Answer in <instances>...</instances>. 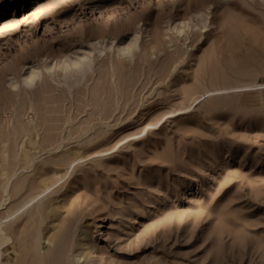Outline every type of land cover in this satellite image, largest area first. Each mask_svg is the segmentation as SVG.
Wrapping results in <instances>:
<instances>
[{
  "label": "rangeland",
  "instance_id": "obj_1",
  "mask_svg": "<svg viewBox=\"0 0 264 264\" xmlns=\"http://www.w3.org/2000/svg\"><path fill=\"white\" fill-rule=\"evenodd\" d=\"M8 178L4 264H264V0H0Z\"/></svg>",
  "mask_w": 264,
  "mask_h": 264
},
{
  "label": "bare ground",
  "instance_id": "obj_2",
  "mask_svg": "<svg viewBox=\"0 0 264 264\" xmlns=\"http://www.w3.org/2000/svg\"><path fill=\"white\" fill-rule=\"evenodd\" d=\"M206 23L207 22L205 19H201L200 25L199 26L195 25V27L199 28L200 31H203L204 29L207 28ZM181 25H183V24H181ZM186 28H188V30L192 29L189 25H185L183 27L176 26V28H174V29H175L177 34H180V35L185 34L187 36V32L185 30ZM139 40H140V34H139V32L138 33L135 32L134 37H132V40L130 42H126V43H122L120 45L118 44L117 46H114L115 41H113L112 46L110 48H108L106 46L104 49H99L98 52H99L100 56H102L107 51V49H116V52H114V51L112 52V53L116 54L115 56L126 57L129 61H132L134 56H135V51L139 48L138 47ZM91 46H94V44H92ZM91 55H92V53L89 52L88 54L81 56L76 60L70 59L69 61L68 60L60 61L58 64H55L52 67L47 66V71L49 73H51L52 70L58 69L57 78L58 79L62 78L64 80V82L66 84H68V82H70L72 79L83 76L84 73L86 72V70L90 68V64L87 61L90 59L92 62L93 59H91ZM91 66L93 68V65H91ZM89 70H91V69H89ZM41 77L42 76L40 75V73L37 69H32L29 73H27L26 75L23 76L24 93L26 95L29 96L30 91L33 89V87L36 86V83L41 79ZM58 83H60V81ZM11 86H12V88H17L18 84H17V82H15V83L13 82V85L11 83ZM13 176H15V175H13ZM8 179H9V181L4 182L6 184H4L3 191L1 190L2 195H3L2 196L3 199L2 198L0 199V209L5 206L6 201L9 200V196L11 195V194L9 195V187H10L11 182H10V178H8ZM41 215H42V213L40 214V218H42ZM37 233H39V232H37ZM39 239H40V234L36 235L35 240H33L34 244H35L34 251H36L37 249H40ZM9 245H14L13 244V238L11 237V235H9L7 233V229L6 228L4 229V226L2 224H0V264H4L5 249ZM52 248H54V247H52ZM38 251L40 254L41 251L40 250H38ZM47 251H50V250H47ZM33 254H34V252H33ZM51 254H53V253L50 252V255ZM39 256L40 257L38 258L39 261H37V264H47V259L49 257L45 256L44 253H43V256H41V255H39ZM52 259H53V257H52ZM74 260L79 264L82 261V257L81 256H75L73 261ZM51 264H53V263H51ZM57 264H59V263H57Z\"/></svg>",
  "mask_w": 264,
  "mask_h": 264
}]
</instances>
